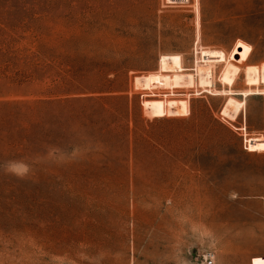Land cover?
<instances>
[{
	"label": "rangeland",
	"instance_id": "rangeland-1",
	"mask_svg": "<svg viewBox=\"0 0 264 264\" xmlns=\"http://www.w3.org/2000/svg\"><path fill=\"white\" fill-rule=\"evenodd\" d=\"M22 158L0 264H264V0H0Z\"/></svg>",
	"mask_w": 264,
	"mask_h": 264
},
{
	"label": "clouds",
	"instance_id": "clouds-1",
	"mask_svg": "<svg viewBox=\"0 0 264 264\" xmlns=\"http://www.w3.org/2000/svg\"><path fill=\"white\" fill-rule=\"evenodd\" d=\"M59 152V149H55ZM31 162L25 159H13L5 161L0 164V171H3L5 174L14 175L18 178H24L28 175L27 169L30 168Z\"/></svg>",
	"mask_w": 264,
	"mask_h": 264
},
{
	"label": "built area",
	"instance_id": "built-area-1",
	"mask_svg": "<svg viewBox=\"0 0 264 264\" xmlns=\"http://www.w3.org/2000/svg\"><path fill=\"white\" fill-rule=\"evenodd\" d=\"M206 260L208 261V263L210 264V263H213V260H214V258H213V255H206Z\"/></svg>",
	"mask_w": 264,
	"mask_h": 264
}]
</instances>
